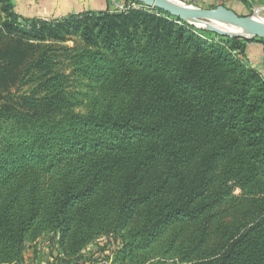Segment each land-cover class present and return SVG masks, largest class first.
<instances>
[{
    "label": "trees",
    "instance_id": "obj_1",
    "mask_svg": "<svg viewBox=\"0 0 264 264\" xmlns=\"http://www.w3.org/2000/svg\"><path fill=\"white\" fill-rule=\"evenodd\" d=\"M207 32L0 0V264L51 233L65 264L99 238L105 264H264V79Z\"/></svg>",
    "mask_w": 264,
    "mask_h": 264
},
{
    "label": "rangeland",
    "instance_id": "obj_2",
    "mask_svg": "<svg viewBox=\"0 0 264 264\" xmlns=\"http://www.w3.org/2000/svg\"><path fill=\"white\" fill-rule=\"evenodd\" d=\"M106 4V9L111 13H124L129 10H140L144 9L143 7L145 6L144 4L138 2V1H133V0H104ZM181 4H185L187 6H191L197 9H215L217 7H224L238 16H243V17H257L258 19L264 20V11H261L259 13H256L257 10H264V4L262 2L254 0H220V1H214L212 4L208 5L200 0H194L190 1L189 3L183 2L181 0H177ZM236 4H240L241 7L238 8L236 7ZM146 7V6H145ZM149 9L148 7H146ZM145 8V9H146ZM151 9V8H150ZM105 10H93L89 12H100V11H105ZM17 13V11H15ZM86 12V11H84ZM18 14V13H17ZM19 15V14H18ZM22 19H28L24 18L23 16L19 15ZM53 19H48L46 21H50ZM192 26V25H191ZM194 27V26H193ZM196 28V27H194ZM198 29V28H196ZM202 30V29H200ZM206 31V30H204ZM207 36L210 39H214L215 41H221L222 39L211 32H207ZM224 38V37H223ZM227 39L229 38H242L245 39L244 37H225ZM253 42L251 43H257L260 46L261 52L263 53L264 46L259 43L258 38H251ZM245 40H250V39H245ZM77 42V41H76ZM249 44V43H248ZM246 44V49L247 45ZM63 47H72L73 42L69 41L64 44H62ZM245 56V54H244ZM260 57V56H259ZM257 60V59H256ZM244 62L248 65L249 63L247 62V59L244 57ZM254 61L253 63H255ZM258 63V69L257 71L259 72L261 68V62L259 60ZM256 64V63H255ZM249 66V65H248ZM252 68H255L253 65L251 66ZM28 88H23L21 92H26ZM28 245V244H26ZM28 246L30 250L25 249L23 253V262L24 264H65L64 260H67L58 244V234H44L42 235L37 241L33 244H30ZM117 244L114 241H108L107 238H99L95 240L93 243H91L86 249H84L81 254V260H77L78 264H105V257H110L111 253L116 249ZM74 262V261H70ZM111 261H108L107 264H110Z\"/></svg>",
    "mask_w": 264,
    "mask_h": 264
},
{
    "label": "crops",
    "instance_id": "obj_3",
    "mask_svg": "<svg viewBox=\"0 0 264 264\" xmlns=\"http://www.w3.org/2000/svg\"><path fill=\"white\" fill-rule=\"evenodd\" d=\"M15 11L24 18L28 19H60L69 14H78L84 11L93 10H105L106 4L104 0H9ZM183 2H190L194 0H181ZM205 4H212L214 1L220 0H200ZM264 4V0H254ZM236 7L240 8V4H236ZM264 11V10H261ZM261 49L257 43H249L245 51V59L249 63V66H256L254 69H258L259 56ZM257 59V60H256ZM256 61L255 63H253ZM30 245V244H28ZM26 245L25 249H29ZM32 249V247H31ZM24 261V260H23ZM24 264V263H22Z\"/></svg>",
    "mask_w": 264,
    "mask_h": 264
},
{
    "label": "water",
    "instance_id": "obj_4",
    "mask_svg": "<svg viewBox=\"0 0 264 264\" xmlns=\"http://www.w3.org/2000/svg\"><path fill=\"white\" fill-rule=\"evenodd\" d=\"M142 4H144L148 8L160 10L172 17H175L181 21L186 22L189 25L190 22H202L209 21L212 17H217L221 21L231 25L239 27L245 30L249 36H241V35H233L231 32L221 31L213 26H207L202 30L209 31L214 33L220 37H244L245 39L258 38L264 40V24L259 23L254 17H243L238 16L234 12L224 8L217 7L215 9H197L194 7H178L171 5L165 0H136ZM195 27V26H194Z\"/></svg>",
    "mask_w": 264,
    "mask_h": 264
},
{
    "label": "bare ground",
    "instance_id": "obj_5",
    "mask_svg": "<svg viewBox=\"0 0 264 264\" xmlns=\"http://www.w3.org/2000/svg\"><path fill=\"white\" fill-rule=\"evenodd\" d=\"M166 2L170 3L171 5H174V6H178V7H191V6H187L185 4H181L179 1L177 0H165ZM261 12V10H257L256 13H259ZM255 20H257L259 23L261 24H264V20H260L258 19L257 17H254ZM190 24H193L196 28L198 29H204L206 28L207 26H213L221 31H225V32H231L233 35H241V36H245V37H248L249 34L239 28V27H234V26H231L223 21H221L219 18L217 17H212L209 19V21L206 23V21H202V22H190Z\"/></svg>",
    "mask_w": 264,
    "mask_h": 264
},
{
    "label": "built area",
    "instance_id": "obj_6",
    "mask_svg": "<svg viewBox=\"0 0 264 264\" xmlns=\"http://www.w3.org/2000/svg\"><path fill=\"white\" fill-rule=\"evenodd\" d=\"M143 8H146V7L144 6ZM259 60L262 65L258 73L262 77V79H264V54L263 53L260 54Z\"/></svg>",
    "mask_w": 264,
    "mask_h": 264
}]
</instances>
